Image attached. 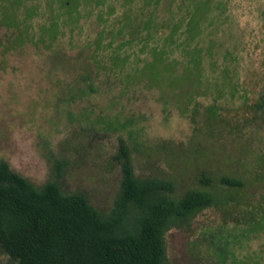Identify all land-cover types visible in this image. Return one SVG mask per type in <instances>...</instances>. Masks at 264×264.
<instances>
[{
  "label": "rangeland",
  "instance_id": "obj_1",
  "mask_svg": "<svg viewBox=\"0 0 264 264\" xmlns=\"http://www.w3.org/2000/svg\"><path fill=\"white\" fill-rule=\"evenodd\" d=\"M60 1L26 0L17 5V20L25 16L24 4L35 3L39 15L30 20L29 31L37 36L50 6L58 7ZM89 1L80 6L83 29L70 34L65 28L54 45L59 53L36 41L11 48L7 40L12 29L0 25V160L36 186L53 180L55 162L64 160L62 189L83 192L93 206L108 211L120 184V165L114 157L123 140L130 146L138 176L170 177L180 191L197 186L203 173L216 180L223 175L239 177L244 182L237 195L242 208L257 205L264 196V0H211L198 39L203 50L212 43L213 53L203 56L201 67L207 78L198 83L200 94L191 102L178 95V88L147 85L141 70L151 60V50L160 47L166 9L170 6L177 12L180 0L157 5L155 0H131L133 19L121 33L124 1L107 0L99 7ZM198 2L191 1L194 7ZM110 8L115 12L109 16L114 22L113 46L101 57L107 68L98 69L90 58L94 44L88 42L104 26L96 15L106 19ZM148 16L150 40L143 29ZM108 31H101L105 43ZM123 41L120 52L128 57L118 76V71L108 69V56ZM84 74L93 77L99 92L68 103V89L82 87L78 79ZM183 87L188 91L191 83ZM218 90L224 91L219 98ZM181 106L188 112L181 113ZM211 106L214 117L208 115ZM238 210L228 216L231 211L211 207L189 224L170 229L166 264L212 263L206 232L225 216L231 220ZM246 255L264 264V231L237 251L238 260ZM0 264L17 263L0 249Z\"/></svg>",
  "mask_w": 264,
  "mask_h": 264
},
{
  "label": "trees",
  "instance_id": "obj_2",
  "mask_svg": "<svg viewBox=\"0 0 264 264\" xmlns=\"http://www.w3.org/2000/svg\"><path fill=\"white\" fill-rule=\"evenodd\" d=\"M25 1L0 3V25L12 29L7 42L11 48L25 42H37L52 48L55 53L59 50L54 45L65 28L70 34L76 28L79 32L83 29L80 6L90 2L62 0L58 7L50 6L47 21L38 27L37 36H34L29 30L30 20L39 15L35 3L24 4L25 16L20 22L17 20L16 11L20 8L17 5ZM106 1L92 0L95 7L104 5ZM122 1L126 10L122 12L123 23L119 33L133 19V1ZM159 1L160 4L164 2L155 0L154 4ZM191 1L180 0L177 12L168 6L169 15L160 24V31L166 30L164 36H160V47L155 46L151 50V60L141 69L147 85L178 88V95L188 96V102L200 94L197 85L207 78L201 67L203 56L213 53L212 43L203 50L198 39L201 24L211 9V0H199L195 7ZM114 13L110 8L106 11V19L96 15L99 21L104 22L101 31L110 30L109 41L105 43L104 32L100 31L88 42L94 44L90 58L98 69L107 68L102 65V54L113 46L114 22H109V16ZM84 16L88 18L91 13ZM151 19L148 16L143 21V29L148 31L147 40L151 38ZM212 23L210 21L209 25ZM123 45L124 41L108 56L111 64L108 69L113 73L118 71V76L125 69L128 57L120 52ZM176 53L178 57L174 56ZM214 72L211 71L210 75ZM95 76L98 77L97 74ZM156 79H160V83ZM78 80L83 86L68 89V103L77 97L88 98L99 92L90 74L81 75ZM189 83L191 88L184 90L183 86ZM217 92L218 98L224 94L223 90ZM179 110L188 112L183 106ZM207 111L209 116H216L214 106ZM114 158L120 165L121 178L108 211L93 206L83 192L62 189L59 179L65 167L64 160L55 162V178L39 186L14 171L5 160H0L1 251L17 264H166V234L170 229L189 224L199 213L211 207L231 211L228 216L239 208L231 220L225 216L206 232L207 255L212 262L209 264H226L227 260L231 261L230 264H258L248 255L246 259H237V251L244 248L251 236L264 231V196L257 205L242 208V201L237 196L244 186L241 178L223 175L216 180L203 173L197 186L180 191L176 181L170 177L138 176L130 146L125 141L120 140Z\"/></svg>",
  "mask_w": 264,
  "mask_h": 264
}]
</instances>
